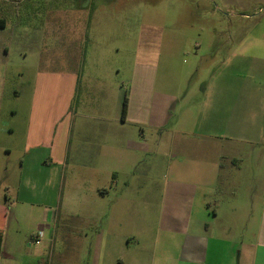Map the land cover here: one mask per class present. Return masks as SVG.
<instances>
[{
  "label": "crops",
  "instance_id": "0c3cea01",
  "mask_svg": "<svg viewBox=\"0 0 264 264\" xmlns=\"http://www.w3.org/2000/svg\"><path fill=\"white\" fill-rule=\"evenodd\" d=\"M15 8L10 13L8 8L0 11V18L6 20L4 29L17 25ZM84 62L72 63L70 69L39 72L23 123H8L0 101V157L11 152L9 135L22 130V152L28 159L55 166L63 176L71 165L72 171L82 170L104 182L89 192L82 190L91 203L85 201L79 209L67 203L0 201V264H264V189H258L261 162H254L250 187H232L233 176L242 167L238 158L228 157L224 140L250 139L256 131L252 139L264 141V77L258 92L251 84L234 86L227 76L215 91L206 86L203 102L186 109L192 120L182 127L183 134L202 138L182 141L186 155L175 153L165 161L160 174L165 182L152 188L150 168L133 155L149 149L142 127L134 139V124L147 122L163 129L168 123L165 108L149 112L129 102L123 118V95L119 106L109 108V87L101 75L97 82L87 80L84 97L77 95L86 74ZM234 89L240 91L235 96ZM10 112L18 113L14 107ZM86 131L93 137L91 161L82 159ZM4 137L8 143L2 142ZM121 175L127 181L117 196V188H107V180ZM243 191L253 196L247 203L239 198ZM260 193L263 201L256 207L254 197ZM25 205L41 212L37 229L23 230L19 216L28 210ZM39 230L43 236L35 243Z\"/></svg>",
  "mask_w": 264,
  "mask_h": 264
},
{
  "label": "rangeland",
  "instance_id": "374dc122",
  "mask_svg": "<svg viewBox=\"0 0 264 264\" xmlns=\"http://www.w3.org/2000/svg\"><path fill=\"white\" fill-rule=\"evenodd\" d=\"M12 7L16 10L13 21L17 25L0 28L3 118L8 123H23L39 72L70 69L72 63L85 61L86 74L77 95L84 97L87 80L97 82V75H101L109 87L106 100L112 110L120 105L125 94L128 105L130 102L133 107L147 108L149 112L165 108L168 123L163 129L147 122L134 124V139L142 127L149 149L134 151L133 155L144 159V166L150 168L147 174L152 188L161 187L165 182L164 175H160L165 161L175 153L178 157L186 155L180 143L202 138L183 134L182 127L192 120L186 109L203 102L206 86L215 91L221 78L227 76L234 80V86L251 84L258 92L259 80L264 77V0L0 2V11L8 8L10 13ZM252 59L254 67L250 64ZM240 65L241 69L237 68ZM255 66L260 69L255 71ZM239 92L234 89L233 95ZM11 107L18 111L14 116ZM85 123L96 121L85 120ZM252 135L255 138L256 131ZM9 136L11 152L1 153L0 157V201L19 205L22 201L67 203L72 209H79V205L91 201L87 195H81L82 190L89 192L104 182L87 176L82 170L72 171L71 165L63 176L55 166L47 167L36 158L24 156L22 130ZM92 138L88 131L82 138L84 161L93 158ZM252 138H224L228 157L238 158L242 167L233 176L231 186L245 190L250 187L248 177L256 169L257 160L261 162L258 189L263 191L264 141L256 142ZM7 141L8 137L2 140ZM238 175L243 179L238 180ZM125 181L127 178L123 175L112 178L107 180V188H117L119 196ZM252 197L246 191L239 194L244 203ZM254 201L258 207L263 194L255 195ZM25 206L28 210L19 216L23 230L37 229L41 212L30 211Z\"/></svg>",
  "mask_w": 264,
  "mask_h": 264
},
{
  "label": "trees",
  "instance_id": "16d2710c",
  "mask_svg": "<svg viewBox=\"0 0 264 264\" xmlns=\"http://www.w3.org/2000/svg\"><path fill=\"white\" fill-rule=\"evenodd\" d=\"M6 25V20L4 18H0V28L5 27ZM128 109V97L125 94L123 97V101H122V117L124 118L126 115ZM0 244H1V233H0Z\"/></svg>",
  "mask_w": 264,
  "mask_h": 264
},
{
  "label": "built area",
  "instance_id": "2783aa9c",
  "mask_svg": "<svg viewBox=\"0 0 264 264\" xmlns=\"http://www.w3.org/2000/svg\"><path fill=\"white\" fill-rule=\"evenodd\" d=\"M43 236V230H39L36 234V237L33 239V242L40 243V239Z\"/></svg>",
  "mask_w": 264,
  "mask_h": 264
}]
</instances>
